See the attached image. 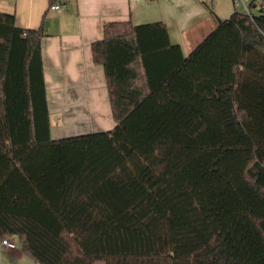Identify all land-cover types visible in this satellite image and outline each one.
<instances>
[{
	"label": "trees",
	"instance_id": "obj_1",
	"mask_svg": "<svg viewBox=\"0 0 264 264\" xmlns=\"http://www.w3.org/2000/svg\"><path fill=\"white\" fill-rule=\"evenodd\" d=\"M250 9L187 56L163 22L106 23L92 52L116 126L59 139L43 29L0 12V241L36 264H264V0Z\"/></svg>",
	"mask_w": 264,
	"mask_h": 264
},
{
	"label": "crops",
	"instance_id": "obj_2",
	"mask_svg": "<svg viewBox=\"0 0 264 264\" xmlns=\"http://www.w3.org/2000/svg\"><path fill=\"white\" fill-rule=\"evenodd\" d=\"M64 10L49 9V0H0V12L15 14L23 29L42 27V59L51 114V136L59 139L115 126L102 65L92 44L103 38L108 22L135 25L163 22L172 44L187 56L217 25L228 19L234 0H62ZM15 243V240H12ZM21 251L0 241V264H30Z\"/></svg>",
	"mask_w": 264,
	"mask_h": 264
},
{
	"label": "built area",
	"instance_id": "obj_3",
	"mask_svg": "<svg viewBox=\"0 0 264 264\" xmlns=\"http://www.w3.org/2000/svg\"><path fill=\"white\" fill-rule=\"evenodd\" d=\"M234 2H235V6L240 7L243 13L251 16L252 11L250 9V0H234ZM51 9L52 10H64L65 5L62 4L61 2H57L51 7ZM1 244L3 247L11 251L16 249V244L12 240L4 239L1 241Z\"/></svg>",
	"mask_w": 264,
	"mask_h": 264
},
{
	"label": "rangeland",
	"instance_id": "obj_4",
	"mask_svg": "<svg viewBox=\"0 0 264 264\" xmlns=\"http://www.w3.org/2000/svg\"><path fill=\"white\" fill-rule=\"evenodd\" d=\"M61 3H62V1H61ZM236 9L241 11L240 7H236ZM15 244H16V251H21L20 242L18 240H15ZM25 259L28 261V263L33 264V262L31 260H29L28 258H25ZM96 264H105V263L104 262H97Z\"/></svg>",
	"mask_w": 264,
	"mask_h": 264
},
{
	"label": "water",
	"instance_id": "obj_5",
	"mask_svg": "<svg viewBox=\"0 0 264 264\" xmlns=\"http://www.w3.org/2000/svg\"><path fill=\"white\" fill-rule=\"evenodd\" d=\"M57 1L61 2L62 0H57Z\"/></svg>",
	"mask_w": 264,
	"mask_h": 264
}]
</instances>
